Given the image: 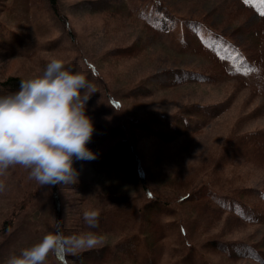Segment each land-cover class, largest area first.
<instances>
[{
	"label": "rangeland",
	"instance_id": "obj_1",
	"mask_svg": "<svg viewBox=\"0 0 264 264\" xmlns=\"http://www.w3.org/2000/svg\"><path fill=\"white\" fill-rule=\"evenodd\" d=\"M154 6L164 9L159 18L151 14ZM59 10L60 16L48 0H0V82L42 75L52 59H60L98 89L86 102L92 123L114 124L127 113L168 126L180 119L183 130L160 144L155 138L140 142L147 188L75 159L78 183L67 186H41L28 170L10 167L0 177L6 184L0 193V264L56 232L57 220L65 235L88 231L82 218L88 209L101 213L91 229L102 237L96 248L113 251L129 235L150 242L141 233L152 226L143 222L142 206L148 190L164 195L153 189L164 168L212 188L199 190L200 201L172 191L167 196L170 204L159 214L165 237L147 245L158 264H264V251L262 258H249L215 248L242 241L264 250V0H59ZM185 19L202 20L231 38L226 44L234 48L227 51L235 56L236 46L242 48L251 65L226 76L223 57L208 48L218 50L225 41H211L215 34L203 31L185 37ZM170 68L193 69L201 80L166 84ZM0 87L1 95L19 89ZM221 201L238 203L245 218L220 207ZM121 255L126 260L92 264H130L132 255ZM44 264H60L54 250Z\"/></svg>",
	"mask_w": 264,
	"mask_h": 264
},
{
	"label": "clouds",
	"instance_id": "obj_2",
	"mask_svg": "<svg viewBox=\"0 0 264 264\" xmlns=\"http://www.w3.org/2000/svg\"><path fill=\"white\" fill-rule=\"evenodd\" d=\"M97 91L85 73L70 71L54 58L42 75L21 80L17 91L0 95V177L19 165L41 186L77 184L74 159L94 160L97 156L87 147L94 127L85 113L86 102ZM5 190L6 184L0 180V193ZM100 215L98 209L85 210L82 218L88 231L48 233L9 254L4 264H44L56 248L73 254L96 248L102 237L91 229L98 227ZM56 227H62L60 220Z\"/></svg>",
	"mask_w": 264,
	"mask_h": 264
},
{
	"label": "trees",
	"instance_id": "obj_3",
	"mask_svg": "<svg viewBox=\"0 0 264 264\" xmlns=\"http://www.w3.org/2000/svg\"><path fill=\"white\" fill-rule=\"evenodd\" d=\"M48 2L50 3L52 11L56 15L60 16L59 0H48ZM258 3L260 4V2ZM160 10L161 12H159V9L154 6L151 11L152 16H157V18H159L164 9L161 8ZM171 21L174 26H177L176 19L172 18ZM181 22L183 24L181 32L185 37L187 33L191 36L198 33V31H203L215 34L210 38L211 41H219L216 36L225 41V45L218 46V50H215V48L212 47L208 48L213 54H219L223 57L222 63L225 67L226 76L233 74V72L244 70V68L251 65V59L248 55L244 54L245 51L242 48L239 49L236 46L235 56H233L230 51H227V47L234 48L232 45L228 46L226 44V41H228L229 44H232V39L215 33L206 22L199 19H185ZM64 23L66 24V20H64ZM208 48H206V50L209 51ZM199 73L200 72L193 71V69L170 68L166 76V84H180L184 80H201V77H198ZM21 80L23 79L11 76L8 80L0 82V85L6 86L8 84V87H19ZM16 84H18V86H13ZM167 116L172 117L171 115ZM150 117L153 116L134 119L132 118V115L125 113L119 121L114 124L109 122L104 124L93 123L94 134L92 135L87 147L97 154L96 159L77 161L79 163H90L95 169L107 168L124 176L127 181L134 186L147 188L151 182L148 183L149 178L147 180V175L142 169L141 154L139 149L140 142L144 139L155 138L156 143L160 144L167 141L165 138L166 135H171L176 132V130H183V121L180 119L174 120L172 123L173 125L171 124L168 126L156 118L149 119ZM180 135L187 136L183 133ZM181 158H184V155H181ZM162 172V181L156 183L158 186L153 189L163 193L164 195L153 193L148 190L147 194L150 198H148L142 206V220L145 222V219H149L148 221L152 226L150 228L151 230H148L149 233H141L143 235L148 234L150 242H148L147 238L138 240V236L134 237V235H129L117 242L116 249L113 251H111L108 247H99L76 254H70L69 256L67 252H65L66 250L56 248L54 249V254L60 264H92L102 261L105 258L110 261H116L122 258L121 254L129 256L132 255L133 259L127 258V261L130 264H158L157 260H155L154 257L148 253L147 245L153 246L165 237V234L162 233L163 225L159 222V214L162 210L166 209L165 205L170 204V200L167 199V196H169L172 191L178 196L184 193L181 197L183 199H189L188 201H200L202 199L201 195L203 194H199V190L202 188L206 190L212 188L210 183L204 182L205 180L201 182L195 181L193 178L185 180L183 179L185 177H181L179 173H169L171 170H168L167 168H164ZM214 196L215 193L213 197ZM219 205L222 208L230 210L235 215H238V217L245 218V215L240 209L241 206L238 203L232 201H221ZM56 211L59 214V205L56 206ZM61 230L62 228H57L56 232ZM144 246H146L145 251L141 250ZM215 248L220 251H226L231 255H240L241 257L249 258H257L258 256L262 258L264 251L261 248L255 247L253 244L242 241H237L233 244H219V246H215ZM68 259L70 262H67ZM122 259L126 260L125 257ZM175 264H178V262Z\"/></svg>",
	"mask_w": 264,
	"mask_h": 264
},
{
	"label": "snow or ice",
	"instance_id": "obj_4",
	"mask_svg": "<svg viewBox=\"0 0 264 264\" xmlns=\"http://www.w3.org/2000/svg\"><path fill=\"white\" fill-rule=\"evenodd\" d=\"M249 2V0H245V3H248ZM261 15H264V11H261V13H260ZM254 70V69H253Z\"/></svg>",
	"mask_w": 264,
	"mask_h": 264
}]
</instances>
